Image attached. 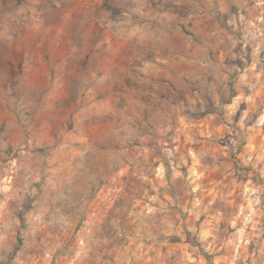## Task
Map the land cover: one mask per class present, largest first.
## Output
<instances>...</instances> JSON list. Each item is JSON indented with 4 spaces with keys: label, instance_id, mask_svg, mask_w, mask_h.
Returning a JSON list of instances; mask_svg holds the SVG:
<instances>
[{
    "label": "clouds",
    "instance_id": "obj_1",
    "mask_svg": "<svg viewBox=\"0 0 264 264\" xmlns=\"http://www.w3.org/2000/svg\"><path fill=\"white\" fill-rule=\"evenodd\" d=\"M0 264H264V0H0Z\"/></svg>",
    "mask_w": 264,
    "mask_h": 264
}]
</instances>
